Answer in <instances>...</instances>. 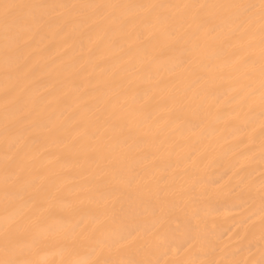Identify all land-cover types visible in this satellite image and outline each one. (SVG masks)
Returning <instances> with one entry per match:
<instances>
[{"label":"bare ground","instance_id":"1","mask_svg":"<svg viewBox=\"0 0 264 264\" xmlns=\"http://www.w3.org/2000/svg\"><path fill=\"white\" fill-rule=\"evenodd\" d=\"M259 4L0 0V259H264Z\"/></svg>","mask_w":264,"mask_h":264},{"label":"snow or ice","instance_id":"2","mask_svg":"<svg viewBox=\"0 0 264 264\" xmlns=\"http://www.w3.org/2000/svg\"><path fill=\"white\" fill-rule=\"evenodd\" d=\"M23 7L19 4H4V12H3V20H4V30L5 36L7 38L8 34L13 30L17 29L19 21L18 18L14 14V10L17 8ZM155 7V6H152ZM227 7L236 8L241 10V16L238 17L239 23L238 28L242 30V32H247L250 27L251 22V14L253 13L256 5L254 4H233L228 5ZM260 8V25H261V38H260V47H261V89H260V96H261V105H262V112L261 118L264 120V0H260L259 4ZM23 40V37H19V41ZM26 43V41H24ZM261 160L264 162V126H262L261 132ZM6 168L11 169V162L6 161ZM262 189H264V183H262ZM264 211V209H262ZM49 219L54 220L55 215H50ZM78 227L77 226H74ZM134 235V233H129V237ZM13 237L9 234L6 237L7 243L4 247V258L0 259V264H31V262L15 258V253L13 249L10 247L11 241ZM38 243V241H36ZM67 264H88L85 261L79 260H69ZM107 264V262H105ZM258 264H264V259H261Z\"/></svg>","mask_w":264,"mask_h":264}]
</instances>
